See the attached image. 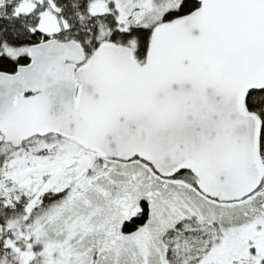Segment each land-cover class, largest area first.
Returning a JSON list of instances; mask_svg holds the SVG:
<instances>
[{
  "label": "snow or ice",
  "instance_id": "obj_1",
  "mask_svg": "<svg viewBox=\"0 0 264 264\" xmlns=\"http://www.w3.org/2000/svg\"><path fill=\"white\" fill-rule=\"evenodd\" d=\"M0 264H264V0H0Z\"/></svg>",
  "mask_w": 264,
  "mask_h": 264
}]
</instances>
